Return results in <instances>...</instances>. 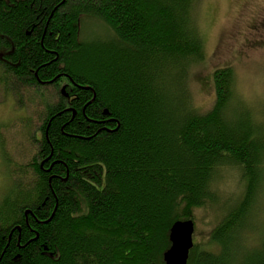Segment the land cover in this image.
Masks as SVG:
<instances>
[{"label": "trees", "instance_id": "1", "mask_svg": "<svg viewBox=\"0 0 264 264\" xmlns=\"http://www.w3.org/2000/svg\"><path fill=\"white\" fill-rule=\"evenodd\" d=\"M200 1L0 0V86L38 117L29 174L5 161L0 264H164L170 227L198 209H215L217 251L193 244L187 264H264V244L234 259L263 200L264 111L229 66L203 79L210 109L194 106ZM86 21L103 34L85 37ZM226 170L237 196L220 190Z\"/></svg>", "mask_w": 264, "mask_h": 264}, {"label": "rangeland", "instance_id": "2", "mask_svg": "<svg viewBox=\"0 0 264 264\" xmlns=\"http://www.w3.org/2000/svg\"><path fill=\"white\" fill-rule=\"evenodd\" d=\"M195 19L196 27L204 40L206 60L199 68L201 70L196 71V74L193 72L194 79L190 88L194 106L200 111L210 109L214 96L210 83L203 82V79L209 78L213 69L229 66L235 74L236 92L246 104L258 107V110L263 112L264 0H201ZM94 23L86 21L83 29L85 37L90 34H103ZM199 79L201 84L194 82H199ZM6 88L0 86V199L11 184L5 161L10 162L14 172L17 168L29 174L26 167L34 158L36 150V146L30 141V134L38 118L32 107L25 108L21 98ZM26 97L27 95L23 96L27 101ZM27 121H31V129L25 126ZM2 148L6 154L5 158ZM223 178L220 188L222 193L237 196L240 192H236L238 174L226 170ZM20 187L27 189L24 182L20 183ZM261 198L263 200L260 201L259 197L251 219V223L256 226L252 227L247 235H244V231L239 232L238 236L243 239V243L235 260L246 256L247 253L259 251L264 244V206L260 207L264 203V195ZM235 201L236 198L232 200ZM212 210L215 209L195 211L192 237L199 250L216 252V248L208 243L209 233L219 221ZM235 248L236 245L230 246L231 257Z\"/></svg>", "mask_w": 264, "mask_h": 264}, {"label": "water", "instance_id": "3", "mask_svg": "<svg viewBox=\"0 0 264 264\" xmlns=\"http://www.w3.org/2000/svg\"><path fill=\"white\" fill-rule=\"evenodd\" d=\"M28 212L26 211V213ZM193 232L192 220H182L172 224L168 234L170 245L162 255L164 264H187L189 251L193 247Z\"/></svg>", "mask_w": 264, "mask_h": 264}, {"label": "flooded vegetation", "instance_id": "4", "mask_svg": "<svg viewBox=\"0 0 264 264\" xmlns=\"http://www.w3.org/2000/svg\"><path fill=\"white\" fill-rule=\"evenodd\" d=\"M25 221H26V224L28 223V220H27V216H25ZM20 229H18V232H19Z\"/></svg>", "mask_w": 264, "mask_h": 264}]
</instances>
